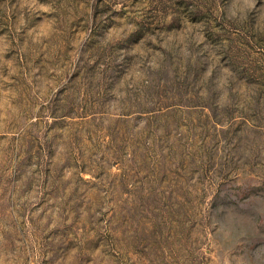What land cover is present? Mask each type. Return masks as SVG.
I'll list each match as a JSON object with an SVG mask.
<instances>
[{
  "label": "rangeland",
  "instance_id": "rangeland-1",
  "mask_svg": "<svg viewBox=\"0 0 264 264\" xmlns=\"http://www.w3.org/2000/svg\"><path fill=\"white\" fill-rule=\"evenodd\" d=\"M0 264H264V0H0Z\"/></svg>",
  "mask_w": 264,
  "mask_h": 264
}]
</instances>
